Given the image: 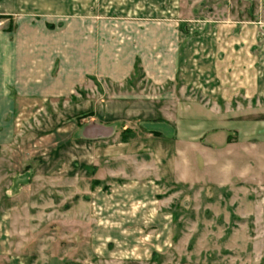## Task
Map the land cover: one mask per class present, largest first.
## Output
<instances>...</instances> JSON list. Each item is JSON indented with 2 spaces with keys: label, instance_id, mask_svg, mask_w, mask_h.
I'll return each mask as SVG.
<instances>
[{
  "label": "rangeland",
  "instance_id": "1",
  "mask_svg": "<svg viewBox=\"0 0 264 264\" xmlns=\"http://www.w3.org/2000/svg\"><path fill=\"white\" fill-rule=\"evenodd\" d=\"M84 1L0 0V34L12 40L21 23H35L38 9L45 19H76L84 15ZM147 1L152 21L163 19L152 23L155 29L166 18L183 26L189 37L193 31L204 34L216 55L221 50L213 71L211 63L201 65L199 78L189 68L185 82L178 81L176 87L147 86L140 65L131 77L135 86L103 89L104 117L120 116L119 122L104 123L114 124L118 133L89 143L105 149V175L136 179L142 171L149 176L154 197L132 206L146 211L159 206L158 215L153 209L151 222L143 227L138 221L141 229L107 230L97 233L100 238L91 218L92 187L107 195L125 180L93 181L96 173L89 172L94 178L87 176L82 184L87 189V223L77 221L84 204L73 198L70 202L69 194H55L59 215L52 222L17 215L6 224L0 208V224L7 226V235L0 239V264H264V0H161L166 15L154 10L160 1ZM116 2L122 5L116 7ZM98 4L108 21L105 32H115L138 16L126 13L124 0ZM119 11L121 17L115 14ZM119 19L123 24H116ZM194 81L197 86H187ZM117 104L125 109L117 111ZM139 112L147 118L136 122L140 133L135 142L140 147L111 148L127 140L123 128L136 126L125 117ZM177 129L183 140H176ZM214 129L218 131L212 133ZM70 207L76 211L64 215ZM99 227L110 228L104 223Z\"/></svg>",
  "mask_w": 264,
  "mask_h": 264
},
{
  "label": "crops",
  "instance_id": "2",
  "mask_svg": "<svg viewBox=\"0 0 264 264\" xmlns=\"http://www.w3.org/2000/svg\"><path fill=\"white\" fill-rule=\"evenodd\" d=\"M157 1L160 3L154 10L166 15L168 11L164 9L167 7L162 6V2L167 0ZM99 2L85 0L84 15L76 19H45V13L38 9L35 10V23L24 19L26 21L21 23L12 40L0 34V208L6 224L17 215L35 217L40 223L52 222L59 215L56 208L59 205L55 201V194L59 193L63 197L69 194L70 202L73 198L80 205L84 204V208L79 209L77 221L87 223V189L82 184H86L89 172L96 173L95 178L88 176L94 178L93 181L125 180L107 195L98 187H92L95 190L91 193V203L95 207H91V218L96 234L107 230L114 233L136 231L141 229L138 221L143 227L152 221L153 209L155 216L158 215L159 206L150 211L139 205L132 206L134 202L145 203L154 197L149 176H142V171L141 178L136 179L128 175H105V149L89 143L94 138L104 139L118 133L114 124L104 123L105 119L119 122L120 116L115 118L117 115L108 114L104 117L103 89L109 85L135 86L131 77L140 65L146 74L143 82L147 86L176 87L178 81L185 82L189 68L199 78L203 70L201 65L212 64L210 71H213L216 62L220 64L221 50L216 55L211 52V43L204 41V34L193 31L190 38L185 35L188 32H183V26L166 18L165 24H158L155 29L152 23H161L163 19L152 21L151 3L147 0H124L126 13L138 16L125 26H117L115 32H105L104 24L108 21L105 22ZM116 4V7L122 5ZM119 13L115 14L121 17ZM115 21L123 24L120 19ZM189 38L197 42H189ZM260 54L264 56V52ZM201 58L207 62L201 63ZM190 84L197 86L195 81L187 82V86ZM113 105L114 102L111 107ZM115 108L117 111L125 109L118 104ZM125 118L134 120L136 126L123 128V132L128 131L127 140L111 148L121 146L136 151L140 147L135 142L140 133L136 122L140 123L145 117L139 112ZM217 131L214 129L212 133ZM174 134L176 140H183L178 129ZM73 211L76 210L70 207L64 215L69 216ZM103 223L110 228L101 229L99 226ZM6 227L3 221L0 239L7 235Z\"/></svg>",
  "mask_w": 264,
  "mask_h": 264
},
{
  "label": "trees",
  "instance_id": "3",
  "mask_svg": "<svg viewBox=\"0 0 264 264\" xmlns=\"http://www.w3.org/2000/svg\"><path fill=\"white\" fill-rule=\"evenodd\" d=\"M128 131H125L124 134H126ZM126 141V140H125ZM95 185H97V182L95 183Z\"/></svg>",
  "mask_w": 264,
  "mask_h": 264
}]
</instances>
